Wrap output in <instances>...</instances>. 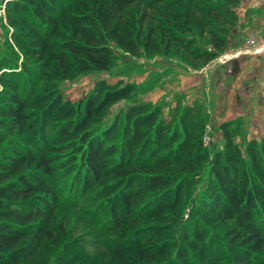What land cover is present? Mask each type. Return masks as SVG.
Segmentation results:
<instances>
[{"label": "trees", "instance_id": "trees-1", "mask_svg": "<svg viewBox=\"0 0 264 264\" xmlns=\"http://www.w3.org/2000/svg\"><path fill=\"white\" fill-rule=\"evenodd\" d=\"M240 2L3 0L0 264L25 263L33 243L54 239L57 176L73 197L94 191L107 203L118 238L108 264H264V136L247 139L239 122H223L212 151L196 104L164 122L158 106L134 100L105 122L111 106L132 100V84L98 81L76 104L57 88L109 71L112 44L209 62ZM205 38L213 51L198 48Z\"/></svg>", "mask_w": 264, "mask_h": 264}, {"label": "rangeland", "instance_id": "rangeland-1", "mask_svg": "<svg viewBox=\"0 0 264 264\" xmlns=\"http://www.w3.org/2000/svg\"><path fill=\"white\" fill-rule=\"evenodd\" d=\"M239 5L226 47L213 60L196 61L182 53L140 51L131 55L112 44L114 62L110 70L58 81L60 96L76 104L92 91L96 82L122 81L133 85L132 100L111 106L105 122L134 100L158 106L164 122L175 119L183 107L196 104L205 118L202 141L206 148L213 151L221 147L219 125L228 121L239 122L247 139H259L264 136V63H260L264 53H258L255 44L258 33L239 32ZM6 31L3 0H0V54ZM198 48L213 51L206 38ZM197 179L194 190L185 199L186 213L204 186L202 173ZM55 185L58 188V205L52 220L55 237L33 243L34 255L20 264H108L118 238L111 234L107 203L96 199L94 191L73 197L66 178L57 176Z\"/></svg>", "mask_w": 264, "mask_h": 264}, {"label": "crops", "instance_id": "crops-1", "mask_svg": "<svg viewBox=\"0 0 264 264\" xmlns=\"http://www.w3.org/2000/svg\"><path fill=\"white\" fill-rule=\"evenodd\" d=\"M238 17L239 32L258 33L255 44L260 51L258 53H264V0H241ZM260 63H264V60Z\"/></svg>", "mask_w": 264, "mask_h": 264}, {"label": "built area", "instance_id": "built-area-1", "mask_svg": "<svg viewBox=\"0 0 264 264\" xmlns=\"http://www.w3.org/2000/svg\"><path fill=\"white\" fill-rule=\"evenodd\" d=\"M203 144H204V145L206 144L205 141H203Z\"/></svg>", "mask_w": 264, "mask_h": 264}]
</instances>
